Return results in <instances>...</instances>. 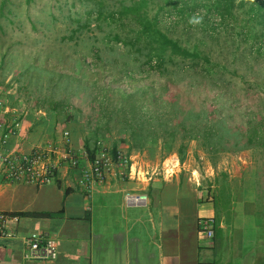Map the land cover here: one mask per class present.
<instances>
[{"label": "trees", "instance_id": "1", "mask_svg": "<svg viewBox=\"0 0 264 264\" xmlns=\"http://www.w3.org/2000/svg\"><path fill=\"white\" fill-rule=\"evenodd\" d=\"M24 2L27 10L31 0ZM72 2L82 7L83 16L68 17L74 27L56 40L70 43L76 57L65 55L58 45L41 49L44 58L39 62L19 55L21 42L13 39L14 31L22 27L16 22L20 5L0 0V110L42 112L69 137L70 133L77 137L83 131L77 128L79 110L71 111L70 100L85 95L98 113L95 127L82 137L88 161L97 153V142L112 157L122 151L161 159L176 154L179 162L185 160L191 141L210 156L251 149L264 153V113L254 115L245 127L223 114L225 105L239 96L229 74L264 95V79L258 76L264 72V0ZM25 17L32 32L43 33L27 13ZM87 33L99 37L85 40ZM206 39L216 41L218 51L212 52ZM237 62L256 77L249 81L238 75L233 67ZM251 91L247 88L244 94L250 96Z\"/></svg>", "mask_w": 264, "mask_h": 264}, {"label": "crops", "instance_id": "2", "mask_svg": "<svg viewBox=\"0 0 264 264\" xmlns=\"http://www.w3.org/2000/svg\"><path fill=\"white\" fill-rule=\"evenodd\" d=\"M12 115L3 116L16 129L10 149L29 153L49 142L62 146L64 129L49 115L30 108ZM67 143L79 155L80 167L60 165L49 184L8 182L0 168V215L8 217L0 264H264L263 151L243 150L214 164L197 163L200 156L191 159L188 151L183 162L176 154L161 159L122 151L137 178L112 170L86 194L80 186L81 169L89 162L82 139L70 133ZM167 166L175 167L172 176L144 178ZM126 192L145 193L146 207L125 206ZM28 212L57 215L11 216ZM200 218L215 220L211 240L200 234ZM32 233L55 240L54 261L24 260L23 240Z\"/></svg>", "mask_w": 264, "mask_h": 264}, {"label": "built area", "instance_id": "3", "mask_svg": "<svg viewBox=\"0 0 264 264\" xmlns=\"http://www.w3.org/2000/svg\"><path fill=\"white\" fill-rule=\"evenodd\" d=\"M15 135V127L0 120V168L3 178L8 182L45 185L52 182L60 165L64 164L73 169L80 167L79 155L67 143L69 136L67 131L62 134L64 139L62 146L49 142L29 153L8 148L10 138ZM96 145L98 149L93 160L81 169L80 186L86 194H90L93 185L101 183L112 170L120 177L137 178L136 173L131 174V164L127 156L118 152L112 157L101 142H97ZM174 168L156 167L147 176L144 175V178L149 181L161 173L170 177L174 173ZM125 169H128L127 174L124 173ZM147 199L145 193L126 192L123 195V202L127 207H146ZM6 218H8L6 215H0V237L7 236L4 227ZM197 227L206 240L213 238L215 227L213 218H200ZM23 246L25 261L51 262L57 258L56 243L51 237L32 233L23 240Z\"/></svg>", "mask_w": 264, "mask_h": 264}, {"label": "rangeland", "instance_id": "4", "mask_svg": "<svg viewBox=\"0 0 264 264\" xmlns=\"http://www.w3.org/2000/svg\"><path fill=\"white\" fill-rule=\"evenodd\" d=\"M16 2L17 5H20V10L17 12L19 14V18L16 20V22H21L22 27L19 31H14L13 33V39H16L21 42V45L18 47L20 50H18L19 55H25L27 57L31 58H37L38 61H42L44 58V55L42 54L41 49H50L54 50L56 46L62 45V49L64 51V54L67 56H75L73 48H70V43L67 44H60L56 40L57 37L64 35L67 31V29H71L74 27V22L70 20L68 17H75L74 14L82 15V7L75 3L74 6H72V0H31L30 4L28 5V9L26 10V4L24 0H12ZM53 5V13L55 19L51 21V17L49 15V11L51 6ZM26 13L29 15V17L36 22V25L39 30L43 31L41 32H32L29 29V26L26 22ZM44 23L45 26L42 24ZM20 25V24H19ZM12 34V32H8L7 38ZM195 38H199L201 36V32L199 30L195 31ZM92 37H99L96 35V33H87L86 36H84L85 40ZM209 41V45L212 48V52L218 51V43L216 41ZM222 40V38H220ZM34 43L37 46H33ZM221 43V42H220ZM81 46V43H79ZM17 48V49H18ZM223 55H225V52H223ZM76 57V56H75ZM87 60H90V58H87ZM234 68L237 69L238 75H245V80H253V77H256V73L245 70L244 66H242L240 63L237 62ZM232 69V68H231ZM258 76H260V79H264V72H258ZM228 77L232 79L233 84L235 85L237 92L239 93V96L236 101L234 102H228L227 105H225V108L223 110V114L225 116H229L232 118V122L234 125H239L242 127H245L246 123L257 113L262 114L264 113V95L255 87H248L246 86L240 77L236 75L229 74ZM10 76H7V81L9 80ZM151 78L156 79L154 76H151ZM108 77H105V81H108ZM124 86V85H123ZM250 88L252 91L250 92V96H246L244 91ZM195 94V92L193 91ZM2 103L4 104V99L2 98ZM17 104H22V100L18 101ZM71 104V111L73 112L74 109L79 110V116L77 119V128L80 131H83V134H80V139H82L83 136H87L91 130L96 125V119L98 118V113L95 110H92L89 107V102L86 99L85 95H82L80 98L79 96H74L70 100ZM15 109H8L4 108L0 110V120H3V116L6 119H10L12 115V111ZM4 111H8L7 114ZM75 111V110H74ZM5 113V114H4ZM10 115V116H9ZM69 140V136H68ZM106 146H110V141L105 142ZM260 150V149H257ZM187 151L189 152V155L191 156V159L196 156H200L202 160L199 158H196L197 163L202 162L204 160L218 162L221 160V157H231L235 158L234 154L229 153H223L218 156L214 155H207L204 153L201 148L198 146V143L195 141H191L188 143ZM147 155V153H145ZM195 155V156H194Z\"/></svg>", "mask_w": 264, "mask_h": 264}]
</instances>
